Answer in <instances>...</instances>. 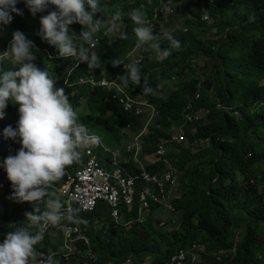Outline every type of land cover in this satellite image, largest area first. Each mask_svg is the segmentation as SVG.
<instances>
[{
    "label": "trees",
    "instance_id": "16d2710c",
    "mask_svg": "<svg viewBox=\"0 0 264 264\" xmlns=\"http://www.w3.org/2000/svg\"><path fill=\"white\" fill-rule=\"evenodd\" d=\"M170 3L171 14H159L152 26L156 25V34L170 30L180 47L171 48L166 39L161 40L160 48L170 51L162 61L156 59L159 53L152 47L153 42L136 47L132 31L135 25L128 13L139 9L153 17L156 9L166 7V0H99L100 11L94 18L107 21L118 13L120 31L127 38L104 36L106 25L102 23L94 37L99 66L92 70L84 63L76 64L73 57H58L54 47L38 35L39 17L52 11L51 5L31 15L18 0L15 7L22 15L14 14L9 24L0 27V52L5 51L12 32L20 30L33 42L35 66L57 78L54 87L64 88L79 121L89 132L96 134L97 125L113 130L114 144L109 145L105 136L100 138L106 146L120 150L129 137L125 125L129 123L135 134L145 125L143 114L136 116L123 109L122 99L136 100L132 110L141 103L154 107L155 123L139 137L141 152L137 159L122 151L119 160L135 173L142 169L157 171L166 159L177 173L178 191L171 200L175 212L164 220V225H159L163 215L157 211L158 203L150 205L144 223L125 225L139 214L137 193L130 211L121 208L118 221L111 218L106 203L98 202L92 211L73 212L70 224L77 223L87 238V244L83 240L72 242L76 255L67 261L59 255L68 251L63 236L65 222L60 220L57 225H49L43 239L34 245L36 261L51 256L54 264H79L81 254L89 248L96 255L89 264H122L127 258L139 264H162L178 249L197 242L204 246L200 259L184 264H264V0ZM69 28L74 36L81 31L77 23ZM75 42L81 43L78 37ZM117 58L124 64L136 62L153 92L144 94L134 85L120 91L119 76L125 70L122 65L111 64ZM12 67L7 57L0 58V68ZM90 71L92 80L79 83L78 78L89 76ZM196 91L198 98H194ZM16 109L15 104L6 105L0 130L16 127ZM194 113L202 117L196 122L186 121V115ZM177 125H182L185 140L181 144L166 143L165 156H156L160 140L168 138L169 128ZM18 139L0 138V161L15 154L20 147ZM84 160L80 151L79 160L66 166L65 171L72 172ZM63 178L47 189L48 195L37 205L41 211L47 199H57L63 205L62 197L57 195ZM146 186L137 183V189ZM11 194L10 183L0 169V240L15 228L24 227L34 233L40 226L25 218L35 202H20ZM232 248L234 253L230 252L228 258L216 260L217 254Z\"/></svg>",
    "mask_w": 264,
    "mask_h": 264
},
{
    "label": "clouds",
    "instance_id": "9594fccd",
    "mask_svg": "<svg viewBox=\"0 0 264 264\" xmlns=\"http://www.w3.org/2000/svg\"><path fill=\"white\" fill-rule=\"evenodd\" d=\"M17 2L18 0H0V27L9 24L14 14L22 15V12L15 7ZM22 2L31 15L44 11L49 5L53 6L52 11H48L46 15L39 17L38 35L48 45L54 47L58 57H73L76 64L84 63L90 70L99 66V57L94 50L96 43L94 37L100 30L102 23L106 25L105 31L102 32L104 36L109 37L118 34L120 39L127 38L126 34L120 31L122 20L118 13H113L107 21L94 18V15L100 11L99 0H22ZM170 14L162 15L168 16ZM128 16L135 25L132 31L136 38V47L139 48L148 42H153L152 47L159 53L156 56L157 60L162 61L170 55L169 48H160L161 40L166 39L171 48L180 47L179 40L173 37L170 30L162 29L159 34L154 32L156 25L152 26V24L156 22L158 17L153 19V17L145 16L139 9H132ZM148 19L150 22H147ZM73 23L81 26V31L77 36H74L69 28V25ZM77 37L81 41L79 44L75 42ZM3 57H7L13 67L11 69L0 68V119L5 116L4 109L8 103L17 105L18 119L15 128L5 126L0 130V138L13 139L14 141L19 138L20 147L14 155H8L0 161V169L4 171L6 179L10 183L13 199L20 202H35L32 211L26 213L25 218L32 224H40V226L39 230L34 233L24 227H18L4 233L3 239L0 240V264H44L45 262L46 264H54L51 256L36 261L37 253L34 245L43 239V232L48 228L43 229V225L54 226L63 220L65 231L67 225L72 221L71 217L74 211H92L98 202L108 205L107 202L97 200L90 210L82 211L79 207L74 206L73 209H66L67 214L64 210L67 196L63 190L68 188L70 177L74 176L77 170H83L91 158L99 163L98 168L109 170L111 169L109 164L112 159V152L117 153V160L120 159L122 151L134 156L137 146H139L138 152L140 153L139 137L146 132L147 126L155 123L157 114L151 118L143 114L145 125L140 126L137 134L130 131L129 123L126 124L124 130L129 135L128 140L119 148L121 151L112 149L102 143L96 134L90 133L85 125L79 121L78 114L69 102L64 88L54 87L57 78L45 68L40 69L35 66L33 63L36 59L33 42L27 39L20 30L12 32L11 40L6 44L5 51L0 52V58ZM111 64L113 66L122 65L125 70L119 76L120 91L128 88L129 85H134L139 86L144 94L153 92V89L147 84V79L142 78L140 67L136 62L124 64L121 59L117 58L113 59ZM92 72H88L89 76H80L78 82L92 80ZM136 99L140 100L139 98ZM131 103L132 105L135 104L136 100L132 99ZM144 104H140L138 107H142ZM133 114L138 116L134 112ZM168 135V138L160 140V142H164L166 151V143H170V128ZM129 144L133 146L132 151L126 149ZM86 148H91L92 154H86ZM78 149L82 152L85 160L72 172L65 171L66 166L79 160L80 151ZM137 157L134 156L136 159ZM119 162L124 166V161L119 160ZM124 168L132 175L139 173L131 172L126 166ZM62 176L64 178L57 188V195L62 197L63 205L57 199H47L46 207L41 211L37 205L48 195L47 189ZM157 211L162 216L161 211L166 210L161 209L158 204ZM174 212L169 213L172 215ZM162 217L161 221H164L171 216L163 215ZM111 218L114 220L112 216ZM136 218L131 219L125 225L129 227L134 222L144 223L146 221L139 222ZM64 231V242L68 251L63 255L58 254L67 261L71 256L76 255L72 242L83 240L87 244V238L81 231V238H73L67 241ZM88 253L93 257L89 258ZM81 257L83 260L79 264L93 263L96 259V255L89 248L81 254Z\"/></svg>",
    "mask_w": 264,
    "mask_h": 264
},
{
    "label": "built area",
    "instance_id": "2783aa9c",
    "mask_svg": "<svg viewBox=\"0 0 264 264\" xmlns=\"http://www.w3.org/2000/svg\"><path fill=\"white\" fill-rule=\"evenodd\" d=\"M173 8L170 5V0H166V7L159 8L153 16L157 18L159 14L166 15L171 13ZM206 18V15L204 16ZM150 22L148 19L147 22ZM185 31V29H183ZM97 38H95V41ZM104 83V81L102 82ZM114 84V82H111ZM199 97V91H196L194 98ZM122 106L127 111H133L135 114H146L151 118L157 111L154 107L144 104L142 107H137L132 110V103L126 100H121ZM143 104V103H141ZM201 118L199 113L187 114L186 121L196 122ZM185 140V132L182 125L170 127V143L181 144ZM139 146L134 151V156L139 154ZM127 151H132L133 146L130 144L126 146ZM86 154H92L91 148H86ZM166 148L164 142H160L155 150V155L158 157L164 156ZM99 163L91 158L84 169L77 170L74 176L69 179L68 188L64 189L67 199L65 211L68 208L73 209L74 206L79 207L82 211L90 210L94 207L97 200L107 202L111 208V216L114 220H118L120 216V209L126 207L128 211L131 210L135 195H138L139 214L137 221L143 222L148 213V208L151 203H158L161 209L174 212L175 209L171 204V200L176 196L178 191L177 173L173 165L164 160V165L161 169L148 172L144 169L137 174H130L129 171L117 160V153L112 152V159L110 161L109 170H102L98 168ZM136 182L145 183L147 186L143 189H137ZM67 213V211H66ZM68 214V213H67ZM164 221L160 222L163 225ZM48 225H43L46 229ZM81 228L77 223L69 224L65 228L64 235L67 241L73 238H81ZM204 252V246L200 243H192L186 248L178 249L168 261L162 264H184L189 260L191 263L197 262L200 259V253ZM232 250L222 251L217 254L216 260L221 262V259L228 258ZM233 254V253H232ZM88 257H93L88 253ZM122 264H139L137 261L127 258ZM149 264V263H142Z\"/></svg>",
    "mask_w": 264,
    "mask_h": 264
},
{
    "label": "rangeland",
    "instance_id": "374dc122",
    "mask_svg": "<svg viewBox=\"0 0 264 264\" xmlns=\"http://www.w3.org/2000/svg\"><path fill=\"white\" fill-rule=\"evenodd\" d=\"M193 1V0H192ZM181 4V2L179 3V5ZM183 5L180 6V8H182ZM177 9H179V6H176ZM163 24H164V19H161L160 20ZM213 98V97H212ZM201 113V112H200ZM199 113V114H200ZM202 116V114H200ZM110 127V126H109ZM94 128H97L98 130L95 131L96 135L101 138L103 140V137L105 136L107 141L109 142V145H112L114 144V140L112 139V136H113V130H105L104 126L103 125H97L95 126ZM162 214L166 217H169L171 216V214L167 211H164L162 212ZM232 253H234V249L232 248Z\"/></svg>",
    "mask_w": 264,
    "mask_h": 264
},
{
    "label": "crops",
    "instance_id": "0c3cea01",
    "mask_svg": "<svg viewBox=\"0 0 264 264\" xmlns=\"http://www.w3.org/2000/svg\"><path fill=\"white\" fill-rule=\"evenodd\" d=\"M163 211H161V213H162Z\"/></svg>",
    "mask_w": 264,
    "mask_h": 264
}]
</instances>
